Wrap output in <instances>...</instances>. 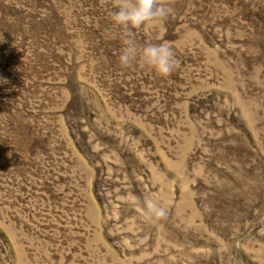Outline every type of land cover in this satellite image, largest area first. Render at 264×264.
Returning a JSON list of instances; mask_svg holds the SVG:
<instances>
[{"label":"rangeland","instance_id":"374dc122","mask_svg":"<svg viewBox=\"0 0 264 264\" xmlns=\"http://www.w3.org/2000/svg\"><path fill=\"white\" fill-rule=\"evenodd\" d=\"M167 2L0 0V264H264V0Z\"/></svg>","mask_w":264,"mask_h":264},{"label":"clouds","instance_id":"9594fccd","mask_svg":"<svg viewBox=\"0 0 264 264\" xmlns=\"http://www.w3.org/2000/svg\"><path fill=\"white\" fill-rule=\"evenodd\" d=\"M171 8L167 0H116V10L112 13L113 22L125 29H140L170 15ZM151 66L162 76L169 75L175 65L173 50L165 44H149L138 55L134 40L126 39L119 56L122 67H131L137 59ZM150 214L164 215V210L151 201L147 202Z\"/></svg>","mask_w":264,"mask_h":264}]
</instances>
